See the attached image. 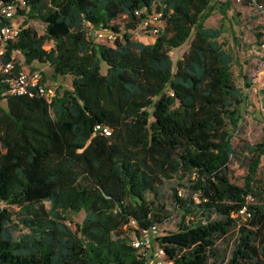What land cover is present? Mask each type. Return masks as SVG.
I'll return each mask as SVG.
<instances>
[{
	"label": "trees",
	"instance_id": "16d2710c",
	"mask_svg": "<svg viewBox=\"0 0 264 264\" xmlns=\"http://www.w3.org/2000/svg\"><path fill=\"white\" fill-rule=\"evenodd\" d=\"M23 1L17 17L39 20L45 31L21 29L5 62L18 53L29 69L47 64L71 86L49 103L7 95L0 84V264H143L131 235L157 233L171 219L177 230L156 236L171 258L264 264V195L250 178L237 186L230 175L244 98L222 32L205 26L219 0ZM152 16L162 24L153 43L133 40ZM90 31L118 37L110 47ZM186 42L173 67L170 51ZM97 125L112 137L95 133ZM244 149L256 156L243 164L254 175L264 140ZM165 182L171 211L160 198ZM243 207L249 217L234 218Z\"/></svg>",
	"mask_w": 264,
	"mask_h": 264
},
{
	"label": "rangeland",
	"instance_id": "374dc122",
	"mask_svg": "<svg viewBox=\"0 0 264 264\" xmlns=\"http://www.w3.org/2000/svg\"><path fill=\"white\" fill-rule=\"evenodd\" d=\"M264 6V0H254ZM220 5L215 6V10L211 17L205 21V26L208 28L220 29L222 32L219 42L223 49L227 51L233 59L231 71L233 74V80L236 87L241 89L244 102L240 107L241 121L238 132L234 135L232 143L235 150V158L230 164V175L232 183L237 186H244L247 180L250 178V187L257 194L264 195V158H259L256 173L251 175L248 172L247 167L243 164L252 165L256 156L251 155L244 149V145L254 146L260 144L264 140V91L251 85V82L257 71V55L258 44L260 41V31L262 21L258 19L257 10L254 8L252 0H230L228 2L229 7L227 9L221 7L226 3V0H219ZM24 21L26 24H23ZM16 24L21 29H32L38 36L44 34L45 26L39 20H27L25 17H19L16 19ZM119 25L120 34H124V25L121 20L117 22ZM89 37L94 38V42L112 46L109 43V37L103 36V38H97L94 33L89 32ZM118 37V36H117ZM132 39L142 42L144 44H151L155 39L148 33H144L139 27L133 32ZM188 42L181 47L172 49L169 53L173 67H175L182 57V55L188 49ZM13 58L18 61L25 70L29 69L28 64L24 62L23 57L14 53ZM31 67L39 70L45 82L49 86H55L59 90L60 94L64 89H70L71 79L69 77H54L52 69L47 64H40L37 62H30ZM107 66L104 62L100 63V72L105 75ZM0 106L5 108V102L3 98L0 99ZM114 136L110 141H114ZM170 187L171 183L165 182L160 187V198L164 206L168 211L172 210L170 202ZM182 191V190H180ZM258 195V196H259ZM257 201V200H256ZM13 211H17L14 209ZM83 214L80 213L76 216H71L69 225L73 228L76 224L81 223ZM177 220L171 219L165 225H161L158 228V232L161 236L167 235V233H173L177 230ZM133 235V234H132ZM131 235V236H132ZM156 252L157 248L153 247ZM166 260L175 262L176 259H181L179 264H192V261H182V254L172 255V258L167 252Z\"/></svg>",
	"mask_w": 264,
	"mask_h": 264
},
{
	"label": "built area",
	"instance_id": "2783aa9c",
	"mask_svg": "<svg viewBox=\"0 0 264 264\" xmlns=\"http://www.w3.org/2000/svg\"><path fill=\"white\" fill-rule=\"evenodd\" d=\"M254 8L257 10L258 19L262 21L260 31V41L258 44L257 55V71L251 82V85L264 91V6L252 0ZM25 8V2L19 0L16 3H10L0 7V84L7 86V95H15L27 98L43 99L50 103L52 98L56 96L57 89L54 86H49L42 73L39 70H25L21 65L20 69H16L15 60L12 56L11 61L5 62L6 48L10 42H13L19 36L21 28L16 24L17 11ZM138 14V13H137ZM162 26L161 22L154 16L144 20L141 29L147 31L151 36L158 34V29ZM92 32V31H91ZM97 38L103 36L109 37V43L113 45L116 40V35L111 32L95 31L92 32ZM49 50V47L45 48ZM94 132L105 137H112V130L104 125H97ZM178 196H182L178 192ZM248 203H253L254 199L251 195L247 197ZM234 218L246 219L249 217L246 207H243ZM130 226H134V221H131ZM131 246L138 251V259L143 261V264H174L172 261L166 260L164 249L156 242V227L141 230L138 234H133L131 237ZM153 247L157 248L155 252Z\"/></svg>",
	"mask_w": 264,
	"mask_h": 264
},
{
	"label": "crops",
	"instance_id": "0c3cea01",
	"mask_svg": "<svg viewBox=\"0 0 264 264\" xmlns=\"http://www.w3.org/2000/svg\"><path fill=\"white\" fill-rule=\"evenodd\" d=\"M154 41V40H153ZM151 43H153V42H151Z\"/></svg>",
	"mask_w": 264,
	"mask_h": 264
}]
</instances>
